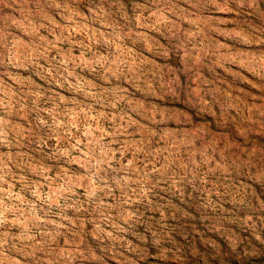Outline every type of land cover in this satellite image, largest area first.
Returning <instances> with one entry per match:
<instances>
[{
  "label": "rangeland",
  "instance_id": "rangeland-1",
  "mask_svg": "<svg viewBox=\"0 0 264 264\" xmlns=\"http://www.w3.org/2000/svg\"><path fill=\"white\" fill-rule=\"evenodd\" d=\"M0 264H264V0H0Z\"/></svg>",
  "mask_w": 264,
  "mask_h": 264
}]
</instances>
